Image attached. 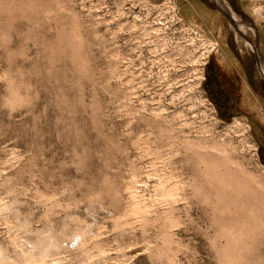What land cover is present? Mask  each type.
Listing matches in <instances>:
<instances>
[{"label": "rangeland", "instance_id": "374dc122", "mask_svg": "<svg viewBox=\"0 0 264 264\" xmlns=\"http://www.w3.org/2000/svg\"><path fill=\"white\" fill-rule=\"evenodd\" d=\"M178 1L0 0V264H264L202 161L264 196V135L206 88L224 35ZM197 1L264 64V0Z\"/></svg>", "mask_w": 264, "mask_h": 264}, {"label": "crops", "instance_id": "0c3cea01", "mask_svg": "<svg viewBox=\"0 0 264 264\" xmlns=\"http://www.w3.org/2000/svg\"><path fill=\"white\" fill-rule=\"evenodd\" d=\"M204 3L179 0L177 5L180 16L194 29L206 35H213V32L224 35L219 38L218 53L208 67V87L219 96L220 102L228 101L223 106L226 113L246 119L252 130L257 131V137L263 136L264 77L258 74L260 60L255 55L257 52H244L237 38H229L227 32H222L225 31L223 17L216 15L214 24H211L203 12Z\"/></svg>", "mask_w": 264, "mask_h": 264}, {"label": "bare ground", "instance_id": "6f19581e", "mask_svg": "<svg viewBox=\"0 0 264 264\" xmlns=\"http://www.w3.org/2000/svg\"><path fill=\"white\" fill-rule=\"evenodd\" d=\"M214 49V48H213ZM212 51V50H211ZM210 55V54H209ZM208 56V55H207ZM206 56V57H207ZM226 151H225V154H223V155H226ZM206 154V153H205ZM214 154V153H213ZM228 154V153H227ZM202 155V154H201ZM204 155V154H203ZM230 155V154H229ZM211 156V157H210ZM208 155V157L209 158H211L212 159V155ZM206 157H207V155H206ZM205 157V158H206ZM201 158H203V157H201ZM202 159V161H203V164L205 163V165L207 166L206 167V169H205V175H206V178H207V181H208V183H210L212 186H215L216 187V189H217V187H218V190H221V189H223L224 190V188H232L233 186H235L236 187V189H237V192L239 193H241V194H243L244 195V198H241V200L240 199H238L237 197H238V195H236V194H238V193H234L237 197L235 198V199H233L232 198V196H231V198H232V201L229 199L228 201H227V199H226V197L224 196V198L222 197L223 196V193H225V190H224V192H222V196H219V197H222V202L224 203V204H226L227 202L229 203V205L230 206H232L231 204L233 203V205L235 206H233V208H236V210H234V212L236 211V213H237V215L235 216L233 213H231V215H230V217L232 216V217H235L236 219H234L235 220V223H231L230 222V219H231V221L233 220V218L231 217L229 220L227 219V221H229V224L227 225V226H229L230 224V226L229 227H222L223 228V233H225V234H227V236H225V234H223L222 232V234L226 237V239H228V237L233 233L234 235H235V232L234 231H236L237 233H238V236H239V239H240V235H241V237H243L244 235V238H247L248 237V235H246V234H250V233H254L255 232V234L254 235H256V233L258 234V236L259 237H261V235H260V233L259 232H257L256 231V229H258V231H261L262 232V234L264 235V196L263 195H261V192H260V194L259 193H256V192H249L248 191V186H251V184L253 185L254 183H252L253 182V180H252V182L250 181V185H249V182L248 181H246L245 183H248V185H244V181H243V183H241V178H239V177H237V176H241V175H238V173L236 172V174H237V176L235 175V176H232V178H231V173H230V169L231 168H229L228 167V165H226L224 162V158H223V161H221V164L222 163H224V166L226 167V169L224 170V171H221V169H219V167H220V165H218V162H220V160H217L216 162H214V161H212L211 159H209V160H211V163H209V160H207V159ZM230 158V157H229ZM213 159L214 160H216L217 158H214L213 157ZM219 159V158H218ZM201 161V162H202ZM208 161V162H207ZM229 164V163H228ZM219 166V167H218ZM229 168V169H228ZM234 172V171H233ZM235 173V172H234ZM228 174V175H227ZM204 175V176H205ZM242 175H243V173H242ZM245 175V174H244ZM243 175V176H244ZM249 175V174H248ZM251 175V174H250ZM246 177H247V175H246ZM246 177H244L245 178V180H246ZM251 178L253 177V176H250ZM205 178V179H206ZM243 178V177H242ZM244 178H243V180H244ZM250 178V179H251ZM254 178V177H253ZM248 179H249V176H248ZM249 179V180H250ZM256 179V178H255ZM254 179V180H255ZM240 181V182H239ZM257 182V181H256ZM210 184H208V185H210ZM161 185V184H160ZM164 186V185H163ZM163 186H162V188H163ZM255 185H253V187H254ZM166 187V186H165ZM175 186H173L171 189H169L170 191H168V189H166L165 188V190L164 189H162V191L164 190V191H167V193H164V191H163V193L164 194H167V196H169L170 198H171V200L172 199H174L175 198V196H176V191H177V189H179V187L176 189V187L174 188ZM252 187V188H253ZM220 188V189H219ZM234 188V187H233ZM233 188H232V190H229V189H227L226 190V193H227V191H230V193L231 192H234L233 191ZM252 188H250L251 190H252ZM213 189V188H212ZM256 188L254 187V190H255ZM258 189V188H257ZM256 189V190H257ZM223 190H221V191H223ZM255 190V191H256ZM259 190H260V188H259ZM258 190V191H259ZM262 190H264V189H262ZM248 191V192H247ZM133 192H134V190H133ZM219 192V191H218ZM236 192V191H235ZM211 193V192H210ZM160 194H162L161 192H160ZM179 193L177 192V195H178ZM220 194H221V192H220ZM234 194H229V195H234ZM241 194H239V198L240 197H242L241 196ZM262 194H264V193H262ZM211 195V194H210ZM228 195V196H229ZM137 196V194H135L134 195V193H133V198H135V197ZM209 196V195H208ZM217 196H218V193H217ZM168 197V198H169ZM178 197V196H177ZM230 197V196H229ZM165 198H166V195H165ZM228 198V197H227ZM176 199V198H175ZM174 199V200H175ZM208 199V198H207ZM224 199V200H223ZM168 200V199H167ZM170 200V201H171ZM178 200V199H177ZM220 200V199H219ZM226 200V202H224ZM164 201H165V199H164ZM231 202V204H230V202ZM178 202V201H177ZM213 202V201H212ZM212 202H211V204H212ZM219 201L217 200V203H218ZM207 203H208V201H207ZM210 203V202H209ZM168 204H170V203H168ZM172 205V204H171ZM213 205V204H212ZM135 206V205H134ZM136 206H137V204H136ZM141 206V205H140ZM173 206V205H172ZM175 206V205H174ZM224 206V205H223ZM226 207L228 206V204H226L225 205ZM230 206H229V208H230ZM218 207V206H217ZM216 207V208H217ZM220 208V207H219ZM225 208V207H224ZM224 208H222L220 211H222ZM228 207H227V209H225V211L223 210L222 212H228V211H226V210H228L229 209ZM213 209V208H212ZM135 210V211H134ZM133 211L136 213V212H139V211H141V213H142V211L143 210H141V208H139V205L137 206V207H135V209H134ZM229 211H230V209H229ZM232 211V210H231ZM216 213V212H215ZM239 213V214H238ZM136 214H140V213H136ZM225 214L226 213H223V215H222V213H221V215L222 216H224L225 217ZM227 214H229V212L227 213ZM234 215V216H233ZM221 216V217H222ZM229 217V216H228ZM217 219V218H216ZM220 219H223V218H220ZM219 219V220H220ZM226 220V219H225ZM233 220V221H234ZM225 222V221H224ZM226 223V222H225ZM222 224V221L220 222V225ZM224 224V223H223ZM218 225H219V222H218ZM226 226V225H225ZM219 228H220V226H219ZM221 229V228H220ZM221 231V230H220ZM227 232V233H226ZM236 233V234H237ZM234 235H232V236H230V238L231 239H233L234 238ZM243 235V236H242ZM252 235V234H251ZM249 236L250 238H251V240L250 241H252V237H254V235H252V236ZM257 236V237H258ZM223 237V236H222ZM247 238L248 240L250 239V238ZM258 237V238H259ZM230 239V240H231ZM236 239V240H235ZM234 240V242H235V245H234V243H233V245L234 246H236V241H237V244L239 243L238 242V238H235ZM263 239H264V237H263ZM229 240V239H228ZM241 240H243L242 238H241ZM241 240H239L241 243H242V241ZM247 240V241H248ZM253 240H254V238H253ZM232 241V240H231ZM262 241V240H261ZM233 242V241H232ZM244 242V241H243ZM260 242V241H259ZM240 243V244H241ZM247 244V242H246V240H245V242H244V244ZM253 243H254V241H253ZM256 243V242H255ZM258 243V242H257ZM257 243L256 244H254L255 246H257ZM261 243V242H260ZM231 244V243H230ZM229 245V244H228ZM233 245L231 246V247H233ZM242 245V244H241ZM253 245V246H254ZM259 245H263V244H259ZM230 246V245H229ZM245 246V245H244ZM239 248V246L237 245L236 247H233V248H235L236 250ZM246 247V246H245ZM260 247H263L264 248V246H260ZM233 248H232V250H233ZM241 248V247H240ZM231 249V248H230ZM229 249V250H230ZM234 249V250H235ZM261 250V248H258V253L260 254V250ZM240 250V249H239ZM238 250V251H239ZM243 251V250H242ZM260 251V252H259ZM226 252H227V250H225V254H226ZM258 254V255H259ZM257 257V256H256ZM257 258H259V256L257 257ZM3 259V258H2ZM259 259H261V257L259 258ZM258 259V260H259ZM253 262V261H252ZM257 262V261H256ZM256 262H255V264H256ZM4 263V262H3ZM252 264V263H251ZM261 264V263H260Z\"/></svg>", "mask_w": 264, "mask_h": 264}, {"label": "flooded vegetation", "instance_id": "af4514ba", "mask_svg": "<svg viewBox=\"0 0 264 264\" xmlns=\"http://www.w3.org/2000/svg\"><path fill=\"white\" fill-rule=\"evenodd\" d=\"M232 16H233V15H232ZM233 18H234V21H236V19H235L234 16H233ZM239 32L242 33V34H244V33H245V29H244L243 27H241V28H239ZM245 47L248 48V49H250V50L253 51V52L255 51L253 45H251L249 42H246V41H245ZM262 64H263V62L260 61V62H259V70H260L262 76H264L263 71H262ZM263 65H264V64H263Z\"/></svg>", "mask_w": 264, "mask_h": 264}, {"label": "water", "instance_id": "95a60500", "mask_svg": "<svg viewBox=\"0 0 264 264\" xmlns=\"http://www.w3.org/2000/svg\"><path fill=\"white\" fill-rule=\"evenodd\" d=\"M220 11L230 20V21H234V18L232 16V14H230L229 11H225L224 9L222 8H219ZM237 31L239 32V29L237 28ZM240 33V32H239Z\"/></svg>", "mask_w": 264, "mask_h": 264}, {"label": "trees", "instance_id": "16d2710c", "mask_svg": "<svg viewBox=\"0 0 264 264\" xmlns=\"http://www.w3.org/2000/svg\"><path fill=\"white\" fill-rule=\"evenodd\" d=\"M206 88H207V89H208V91L211 93V91H212V90H210L208 86H206Z\"/></svg>", "mask_w": 264, "mask_h": 264}, {"label": "built area", "instance_id": "2783aa9c", "mask_svg": "<svg viewBox=\"0 0 264 264\" xmlns=\"http://www.w3.org/2000/svg\"><path fill=\"white\" fill-rule=\"evenodd\" d=\"M206 64H207V63H206ZM206 64H205V65H206ZM205 65H204V67H205ZM203 79L205 80V78H203Z\"/></svg>", "mask_w": 264, "mask_h": 264}]
</instances>
